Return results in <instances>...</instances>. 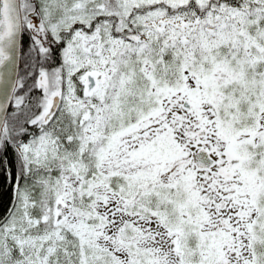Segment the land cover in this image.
Segmentation results:
<instances>
[{
  "label": "snow or ice",
  "instance_id": "obj_1",
  "mask_svg": "<svg viewBox=\"0 0 264 264\" xmlns=\"http://www.w3.org/2000/svg\"><path fill=\"white\" fill-rule=\"evenodd\" d=\"M0 179V264H264V0H0Z\"/></svg>",
  "mask_w": 264,
  "mask_h": 264
},
{
  "label": "trees",
  "instance_id": "obj_2",
  "mask_svg": "<svg viewBox=\"0 0 264 264\" xmlns=\"http://www.w3.org/2000/svg\"><path fill=\"white\" fill-rule=\"evenodd\" d=\"M0 182H2V179H0ZM4 200L6 202V200H7V194L4 195Z\"/></svg>",
  "mask_w": 264,
  "mask_h": 264
}]
</instances>
